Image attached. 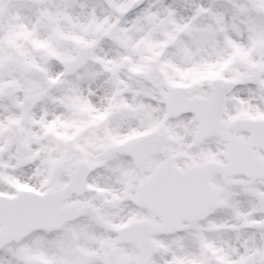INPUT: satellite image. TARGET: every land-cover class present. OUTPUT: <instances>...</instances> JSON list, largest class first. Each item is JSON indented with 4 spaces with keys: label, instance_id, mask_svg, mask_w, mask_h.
Wrapping results in <instances>:
<instances>
[{
    "label": "snow or ice",
    "instance_id": "1",
    "mask_svg": "<svg viewBox=\"0 0 264 264\" xmlns=\"http://www.w3.org/2000/svg\"><path fill=\"white\" fill-rule=\"evenodd\" d=\"M0 264H264V0H0Z\"/></svg>",
    "mask_w": 264,
    "mask_h": 264
}]
</instances>
